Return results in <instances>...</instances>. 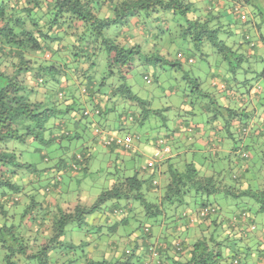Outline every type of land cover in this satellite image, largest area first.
Instances as JSON below:
<instances>
[{
	"label": "clouds",
	"instance_id": "clouds-1",
	"mask_svg": "<svg viewBox=\"0 0 264 264\" xmlns=\"http://www.w3.org/2000/svg\"><path fill=\"white\" fill-rule=\"evenodd\" d=\"M0 264H264V0H0Z\"/></svg>",
	"mask_w": 264,
	"mask_h": 264
}]
</instances>
